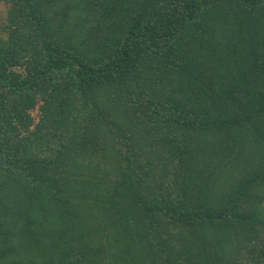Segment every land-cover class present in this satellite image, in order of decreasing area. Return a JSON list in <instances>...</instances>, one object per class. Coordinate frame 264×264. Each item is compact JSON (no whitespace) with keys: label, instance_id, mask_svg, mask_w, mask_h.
I'll list each match as a JSON object with an SVG mask.
<instances>
[{"label":"trees","instance_id":"obj_1","mask_svg":"<svg viewBox=\"0 0 264 264\" xmlns=\"http://www.w3.org/2000/svg\"><path fill=\"white\" fill-rule=\"evenodd\" d=\"M0 4V264H264V0Z\"/></svg>","mask_w":264,"mask_h":264},{"label":"rangeland","instance_id":"obj_2","mask_svg":"<svg viewBox=\"0 0 264 264\" xmlns=\"http://www.w3.org/2000/svg\"><path fill=\"white\" fill-rule=\"evenodd\" d=\"M7 5L0 4V34L2 33L1 26L5 22L6 16H7Z\"/></svg>","mask_w":264,"mask_h":264}]
</instances>
